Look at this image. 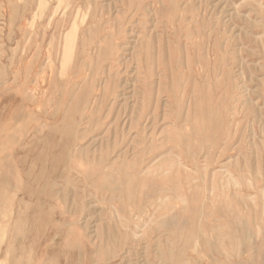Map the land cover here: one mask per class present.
I'll return each mask as SVG.
<instances>
[{
	"label": "rangeland",
	"instance_id": "374dc122",
	"mask_svg": "<svg viewBox=\"0 0 264 264\" xmlns=\"http://www.w3.org/2000/svg\"><path fill=\"white\" fill-rule=\"evenodd\" d=\"M0 264H264V0H0Z\"/></svg>",
	"mask_w": 264,
	"mask_h": 264
},
{
	"label": "bare ground",
	"instance_id": "6f19581e",
	"mask_svg": "<svg viewBox=\"0 0 264 264\" xmlns=\"http://www.w3.org/2000/svg\"><path fill=\"white\" fill-rule=\"evenodd\" d=\"M81 60V59H80ZM148 205V204H147Z\"/></svg>",
	"mask_w": 264,
	"mask_h": 264
}]
</instances>
